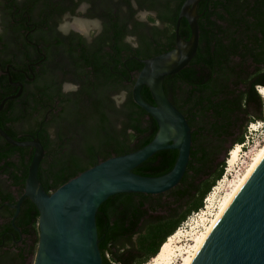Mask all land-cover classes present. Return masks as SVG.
<instances>
[{
	"label": "trees",
	"instance_id": "16d2710c",
	"mask_svg": "<svg viewBox=\"0 0 264 264\" xmlns=\"http://www.w3.org/2000/svg\"><path fill=\"white\" fill-rule=\"evenodd\" d=\"M186 0H2L7 15L18 10L54 17L49 23L15 24L5 19L0 35L1 61L11 63L13 82L24 86L6 103L0 127L19 141L39 138L46 155L38 179L51 193L86 170L114 156L149 145L159 131L157 120L138 106L132 90L148 60L176 48L177 20ZM87 3L89 18L100 19L102 32L88 42L57 28L66 14ZM200 44L191 63L166 77L164 89L193 130L191 159L181 183L159 195L123 193L110 197L97 213L103 264H147L204 201L225 174L217 163L235 145H244L249 124L264 119V0H203L198 5ZM149 13L146 21L138 14ZM48 28V30H46ZM32 40L48 46L51 66L31 51ZM50 32L49 34H46ZM188 41L187 20L180 26ZM49 59V58H48ZM43 61L42 64L40 62ZM39 64V65H38ZM9 68V67H8ZM78 86L63 92L64 83ZM19 87L0 75V103ZM125 93L117 104L115 96ZM143 98L154 104L145 86ZM231 145V148L228 147ZM35 149L14 147L0 136V264H29L39 243V211L24 194ZM178 150H163L133 172L161 177L171 172Z\"/></svg>",
	"mask_w": 264,
	"mask_h": 264
},
{
	"label": "water",
	"instance_id": "95a60500",
	"mask_svg": "<svg viewBox=\"0 0 264 264\" xmlns=\"http://www.w3.org/2000/svg\"><path fill=\"white\" fill-rule=\"evenodd\" d=\"M203 0H186L176 28V48L148 60H140L144 68L132 90L135 103L154 117L159 124L155 139L143 149L114 156L86 170L58 190L47 193L38 179L46 152L38 137L19 141L0 127V136L14 147L35 149L29 168L24 194L15 205L14 220L29 198L39 211V249L34 264H103L99 247L97 213L110 197L123 193L159 195L176 188L184 178L193 145V130L185 115L171 102L165 89L166 77L186 68L198 53L200 27L198 5ZM192 30L190 40L180 35L182 20ZM15 95L4 98L6 103L18 99L22 83ZM147 86L154 104L147 102L142 90ZM178 150L174 169L161 177H144L133 170L159 151ZM196 264H264V157L259 162L239 195L217 226L208 246Z\"/></svg>",
	"mask_w": 264,
	"mask_h": 264
},
{
	"label": "rangeland",
	"instance_id": "374dc122",
	"mask_svg": "<svg viewBox=\"0 0 264 264\" xmlns=\"http://www.w3.org/2000/svg\"><path fill=\"white\" fill-rule=\"evenodd\" d=\"M84 12V11H83ZM149 14L141 12L138 14L140 20L146 21ZM80 18H76L78 22ZM72 21H66L63 25L66 26ZM80 26L85 27L80 24ZM261 88V87H260ZM264 100V97H262ZM231 148V145L228 144ZM233 149H239L238 159L233 160ZM228 156L223 154L219 156L217 163L226 162L225 174L221 180L217 182L211 193L208 195V201H204L203 212H198L190 216L186 223L182 225L175 236L176 257L173 259L174 264H182V253L188 249L193 250L194 239L201 234L206 233L209 226L219 215L230 193L236 188L239 179L250 168L260 152L264 149V119L249 124L246 130L244 145H235ZM179 238V239H178ZM177 244V245H176ZM183 250V251H182ZM185 250V251H184ZM179 256V257H178ZM147 264H155L154 260H150Z\"/></svg>",
	"mask_w": 264,
	"mask_h": 264
},
{
	"label": "flooded vegetation",
	"instance_id": "af4514ba",
	"mask_svg": "<svg viewBox=\"0 0 264 264\" xmlns=\"http://www.w3.org/2000/svg\"><path fill=\"white\" fill-rule=\"evenodd\" d=\"M1 2H2V0H0V35H2L4 33L3 27H2L4 20L8 19L10 17L13 20L12 22L15 24H18V23L38 24L40 22L46 24V23L51 22V20L54 19V17L51 16L49 13H45V12L41 13L40 9L38 7H36L35 5L34 6L31 5L29 8V9L34 10L33 12H30L29 10L23 11V12H22V10H20V11L18 10L16 12L18 14V16L15 15V13L7 15L3 11V6H2ZM89 8H90L89 4L83 3L77 8L76 15H71L69 13L64 15L62 17V20L59 21L57 29L63 35H70L71 33H75L81 37H84L86 40H88V42H91L94 37L98 36L102 32L103 23L100 19L87 17ZM76 18H80V20L78 22H76L75 21ZM67 20L72 21V23H69L68 25L64 26L63 24ZM80 24L84 25L85 27L80 26ZM46 30H48V28H46ZM34 32L35 31L33 30V31H29V33H26V37H31L30 42H31V48H32L31 51L33 52L32 55H34V51H37L38 53H40L44 57L43 58L44 61H46L49 66H51V62H50L51 58L48 57V56H50L49 51H48V46H45L44 51H42V47L32 40V35L34 34ZM49 33L50 32H47L46 34H49ZM2 49L3 48L0 47V75H2V74L8 75L7 74L8 67H13V66L11 63H9L7 68H4L3 63L1 61ZM34 59H36L35 55H34ZM42 63H43V61L40 62V64H42ZM8 79H9V75H8ZM9 82H10V80H9ZM16 83H20V82H16ZM77 89H78V86H76L72 83L67 82V83L63 84V92H65V93L76 91ZM125 96H126V94L123 92V93L115 96L114 99L116 100V103L119 105L124 101ZM38 231H39V227H38ZM38 237H39V234H38ZM38 249H39V243L36 247L35 252L29 257V264L35 263Z\"/></svg>",
	"mask_w": 264,
	"mask_h": 264
},
{
	"label": "bare ground",
	"instance_id": "6f19581e",
	"mask_svg": "<svg viewBox=\"0 0 264 264\" xmlns=\"http://www.w3.org/2000/svg\"><path fill=\"white\" fill-rule=\"evenodd\" d=\"M259 89L261 95L264 97V87ZM232 151H233L232 153L233 160L238 159L239 149H233ZM263 157H264V149L260 152L259 156L255 159V161L252 163L250 168L239 179L236 188L230 193V197L227 199V202L224 204L217 218L209 226L208 231L206 233L201 234L198 238L194 239V246L190 247L193 248V250L188 249L187 251L184 250L185 252H180L182 253L181 256L183 258L182 264H196L197 260L208 246L220 221L222 220V218L224 217L230 206L233 204V202L239 195L240 191L244 187L245 183L247 182V180L249 179V177L251 176V174L253 173V171L255 170V168L257 167V165L259 164V162L262 160ZM174 244H175V236H172L162 246L159 254L155 258H153L155 264H174L173 259L174 257L177 256L176 253L178 251V249L176 250V246Z\"/></svg>",
	"mask_w": 264,
	"mask_h": 264
},
{
	"label": "built area",
	"instance_id": "2783aa9c",
	"mask_svg": "<svg viewBox=\"0 0 264 264\" xmlns=\"http://www.w3.org/2000/svg\"><path fill=\"white\" fill-rule=\"evenodd\" d=\"M208 201V197L205 199V202H207ZM201 212H203V209H202V211Z\"/></svg>",
	"mask_w": 264,
	"mask_h": 264
}]
</instances>
